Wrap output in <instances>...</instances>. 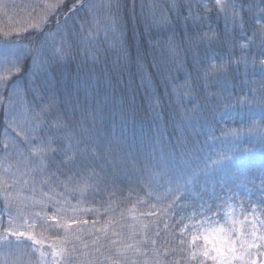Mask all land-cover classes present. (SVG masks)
<instances>
[{
  "label": "snow or ice",
  "instance_id": "obj_1",
  "mask_svg": "<svg viewBox=\"0 0 264 264\" xmlns=\"http://www.w3.org/2000/svg\"><path fill=\"white\" fill-rule=\"evenodd\" d=\"M38 6L43 15L35 22L0 32V264H257L256 257H264V88L245 92L244 83L257 71L264 77V0H141L138 16L132 0L129 11L156 37L149 45L162 48L171 64L191 67L183 96L173 88L174 132L180 135L167 141L162 133L127 135L123 129L130 113L134 123L135 108L110 101L106 91L90 95L88 87H80L81 73L89 72L90 83L95 66L107 63L99 55L101 31L117 57L113 67L123 72L134 66L150 84L135 31L126 35L121 0H74L67 13L60 11L68 7L64 0ZM171 13L177 21L183 18L179 36L170 27ZM73 62L75 86L64 79ZM153 95L147 99L158 121ZM209 138L214 143L208 148L215 151H205ZM133 177L138 185L159 190L154 203L137 200L148 209L140 215L159 212L170 221L173 236L179 230L175 240L157 248L160 232L150 237L148 224L135 215L130 223L120 209L132 203L117 193L135 191ZM55 188L63 191L49 195ZM89 194L119 231L108 236L107 224L96 229L100 208L82 210L97 217L91 224L76 214ZM84 225L103 232L106 242L96 235L92 247L84 244L88 250L81 251L75 241ZM37 227L40 238L33 231ZM164 227L167 231L169 223Z\"/></svg>",
  "mask_w": 264,
  "mask_h": 264
},
{
  "label": "trees",
  "instance_id": "obj_2",
  "mask_svg": "<svg viewBox=\"0 0 264 264\" xmlns=\"http://www.w3.org/2000/svg\"><path fill=\"white\" fill-rule=\"evenodd\" d=\"M74 0H64V3L68 6L67 8H61L60 11L63 13L68 12V8H71L72 3ZM122 4L124 5V12L122 15L126 21V35H131L132 31H135V40L134 44L139 45L141 47V52L143 56L142 63L144 65V71L150 84L143 83L141 80L140 75L137 73L136 68L134 66L130 67L129 70H125L123 72L115 69L113 67L114 62L117 60V57L114 52L108 50V42H103L100 44L102 49L101 53H99L101 60H106L107 63H98L95 66V70L91 73V82L89 81V72H84L79 75V83L81 89L85 86L88 87L89 94L91 95L94 90H99L101 94L105 91L108 94L109 100H115L117 105L124 104L125 108L132 106L135 108V117L133 123V114L130 113L128 117V123L126 128L123 129L125 133L131 136L132 131L135 130L136 133L139 135L143 132L145 135L157 136L159 133L163 134L164 141L169 139H175L176 136L180 135V131L176 129L177 124L174 120L172 113H173V105L176 102V95L173 94V88L175 87L177 91L183 96V93L186 89L182 88L181 85L185 83V73L191 71V67L187 66L186 68H180L179 64L173 65L171 64L168 55L162 48L152 47L149 45L150 39H155L154 35L150 33L153 30H145L144 24L137 23L136 18L133 17V14L129 9L132 5V0H121ZM140 2L141 0H136V15H139L140 12ZM145 3H150L152 0H144ZM159 3H163L164 0H157ZM251 2V0H248ZM187 13L185 12L184 15ZM173 19L171 20L170 27L175 28L177 36L181 34V30L184 26L183 18L181 17L179 21H177L175 17V13L170 14ZM245 17L247 18V14L244 13ZM61 22L64 19L63 15H60ZM224 24L221 22L220 28L223 29ZM231 28V25H229ZM143 34V36H141ZM169 34H171L169 32ZM251 35V32H249ZM255 51V48H253ZM82 59V58H81ZM180 59H184L183 53H181ZM190 59V56H189ZM219 62V61H218ZM31 63V61H28ZM122 63V62H121ZM259 65L257 64V68ZM64 79L68 82H71L73 86L76 85L77 82V73H76V62H73L67 70L64 71ZM170 81L166 84L165 81ZM237 91H239L240 81H236ZM233 86L232 81H228V88L231 89ZM264 88V77H262L257 71L255 74L248 76L244 83V90L248 92L250 90H255L257 93ZM153 103L157 100L159 101V106L156 108V111L160 113V119L158 121L153 120V112L149 108V101L147 97L151 94ZM6 95V93H5ZM75 95V92H74ZM81 100L83 99V92L80 94ZM186 107L191 108L192 105L188 104ZM120 115L117 113L116 116V127L115 132L116 135H120L122 128L120 126ZM232 126V125H229ZM238 127V125H236ZM3 112L0 111V137L3 135ZM159 129V132H158ZM190 131V130H189ZM11 132V129H9ZM15 136V133H11ZM219 135V133H216ZM205 137L201 136V142L205 141ZM210 138L207 139V143H205V151L211 152L215 151L213 148H208V144H213ZM244 147H250L249 144L245 143ZM254 159L258 162L259 156L257 155ZM119 162V161H117ZM125 171L132 172L133 169L129 166H125ZM161 184H167L166 180H161ZM259 184V181H256ZM130 188L135 189V191H130L126 189L123 193H117V197L119 199L124 200H131L132 203H125L119 205L120 209L124 211L125 216L128 218L129 222L131 223V216L135 215L139 223L148 224L149 231L148 235L152 238L155 231L160 232L159 238H157L156 247L159 248L163 242L172 241L176 239V236L179 234V230L176 229V236H173L170 221L162 216L159 212L157 216L154 217H145L141 216L140 213L147 211L148 209L142 206V203H137L139 199L140 202H149L154 203L153 197L157 194V191L152 188H148L146 186L138 185L135 181V177H133ZM59 191H63L61 188H56L54 192L49 193L50 195H56ZM149 193L152 195L150 196ZM138 194V195H137ZM58 198V197H57ZM71 198V197H70ZM72 199V198H71ZM96 200H100V197H96ZM254 199V197H253ZM74 202H77L76 199H72ZM1 206L2 201H0ZM83 205L88 207L100 208L98 203H95L91 195L89 194V199L83 203ZM135 205V208H133ZM113 207H117V204L114 202ZM160 207V205H158ZM50 208V207H49ZM131 210V211H129ZM117 217L119 216V212L116 213ZM97 217L95 215H87V220L89 224L93 220H96ZM109 216H106L103 212V208H100V215H99V222L96 225V229L104 228L105 224H107V233L108 236H111L112 231L116 230L119 231L115 227L114 224L109 223ZM165 223H169L170 227L167 231H165ZM139 226V225H138ZM87 228L85 232H89L90 236L88 237L86 234V241L81 240L78 243L88 244L89 248L92 247V240L95 238L96 235H100L101 240L100 243L106 242V237L104 236L103 232L97 233L95 229L90 228L88 225H85ZM115 239V237H112ZM77 243V244H78ZM84 250H88L85 249ZM101 251H104L103 249ZM99 255V254H97ZM105 264H111V261H105ZM261 264H264V257L261 259Z\"/></svg>",
  "mask_w": 264,
  "mask_h": 264
},
{
  "label": "rangeland",
  "instance_id": "obj_3",
  "mask_svg": "<svg viewBox=\"0 0 264 264\" xmlns=\"http://www.w3.org/2000/svg\"><path fill=\"white\" fill-rule=\"evenodd\" d=\"M98 2H102V0H98ZM44 3H49V4L55 3V0H0V32L15 31L17 29L23 28V26L29 22H35V19L39 15H43V10L38 5H41ZM98 17H99L100 23L103 24L104 21H103L102 12L98 14ZM99 40L101 41V43L107 42L104 40L103 31H101L99 34ZM61 192L62 191H59V193ZM36 199L37 200L41 199V196L39 195V193L36 195ZM68 199L71 205L77 204V202H74L70 197H68ZM0 207H2L1 204H0ZM85 208L86 207L83 204H81L79 209L76 212V214L80 215L82 219H87V215H84L82 211ZM34 210L40 211V206L36 205ZM46 210L49 212V215H51V208H48ZM237 211H239V208H237ZM68 215L69 216L73 215L72 208H68ZM50 223H54V221H50ZM5 224H6V220H5ZM79 227L80 226L73 225V229H78ZM82 227L85 230L87 229L85 225ZM33 231H34V234H36L37 237L40 238V234L42 230L39 227H37ZM87 233L85 231L78 232V234L80 235V239L81 240L84 239V241H86V234L88 237L90 236V233L89 232ZM43 235L45 237H48L49 233L44 232ZM81 240L75 241V243L77 244ZM48 243L49 241L46 240L44 244L45 250L48 249ZM77 245L79 246L81 251H86L84 250V247H83L84 244L78 243ZM261 259L262 257L260 256L256 257L257 264H261Z\"/></svg>",
  "mask_w": 264,
  "mask_h": 264
}]
</instances>
